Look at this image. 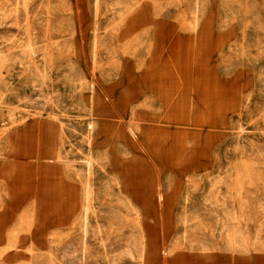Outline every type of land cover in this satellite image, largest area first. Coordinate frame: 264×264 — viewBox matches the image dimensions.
I'll return each instance as SVG.
<instances>
[{
	"label": "rangeland",
	"instance_id": "1",
	"mask_svg": "<svg viewBox=\"0 0 264 264\" xmlns=\"http://www.w3.org/2000/svg\"><path fill=\"white\" fill-rule=\"evenodd\" d=\"M4 205L0 264H264V0H0Z\"/></svg>",
	"mask_w": 264,
	"mask_h": 264
},
{
	"label": "crops",
	"instance_id": "2",
	"mask_svg": "<svg viewBox=\"0 0 264 264\" xmlns=\"http://www.w3.org/2000/svg\"><path fill=\"white\" fill-rule=\"evenodd\" d=\"M150 63H151V59H150ZM149 79L151 80L148 83H143L142 86L144 88V92L143 94H149V95H153V96H160L162 90L165 88V84L162 82V78H160V81H158V78L156 80V77L154 78V75L149 74L148 75ZM154 80V83L153 81ZM137 85H135L134 87H136ZM162 99V98H161ZM167 101H165L164 99L162 100V103H166ZM182 102V101H180ZM25 169H30L31 165H27V166H23ZM41 173L40 174V180L38 178H33L31 177V175H29V171H26L23 174H18L16 177L17 178H13L12 180H10L8 182L9 185H11L12 183V192L14 193H9L8 195V199L11 202L14 201H20L22 199H24V196L30 195L31 193H33V190L35 191V195H39V194H44L41 190L38 189V186L43 185V184H48L50 183V181H56L54 176L50 171L46 170V167H41ZM44 169V170H43ZM54 172H57L56 170H54ZM56 177V176H55ZM37 180V181H36ZM58 181H60V178L58 176L57 178ZM122 189L125 190L126 192H128L129 194H131L133 196L134 199H148L149 198V192L145 191L140 188L139 190L134 189L131 185V182H123L122 184ZM7 199V198H6ZM26 199V198H25ZM7 206L4 205V210L1 211L0 214V222L3 220V224H0V249H17V250H24L28 248V242H30L32 244V247L34 245H38L39 243V247L44 248L46 247V242L45 240H41L38 242V240L36 239V235L39 232L38 227H30L28 229H24V230H14L12 229V227L10 226V224L7 223L8 221V217H7ZM6 218V220H5ZM45 230L43 231V233L45 234ZM28 235H25L27 234ZM8 255V254H7ZM14 257L16 256H20L22 257V253H16L15 255H13ZM27 257V256H26Z\"/></svg>",
	"mask_w": 264,
	"mask_h": 264
}]
</instances>
